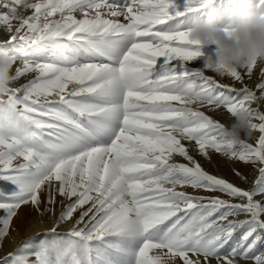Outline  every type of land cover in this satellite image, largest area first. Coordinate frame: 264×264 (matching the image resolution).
<instances>
[{"label":"snow or ice","instance_id":"obj_1","mask_svg":"<svg viewBox=\"0 0 264 264\" xmlns=\"http://www.w3.org/2000/svg\"><path fill=\"white\" fill-rule=\"evenodd\" d=\"M19 4L0 5V48L22 62L14 81L35 76L0 99V181L15 185L0 190V241L22 206L61 211L12 264H264V62H207L190 24L217 0H33L17 21ZM254 6L264 15V0ZM221 107L251 111L255 143L220 138L224 125L201 109ZM185 141L252 165L253 186L210 174Z\"/></svg>","mask_w":264,"mask_h":264},{"label":"clouds","instance_id":"obj_2","mask_svg":"<svg viewBox=\"0 0 264 264\" xmlns=\"http://www.w3.org/2000/svg\"><path fill=\"white\" fill-rule=\"evenodd\" d=\"M33 0H20L16 5V12L13 14L19 21L24 11ZM10 3V0H0V5ZM190 38L198 41L202 47L215 45V55H208L207 62L212 66H221L222 69H243L253 62H264V15L251 5L250 0H242L235 11V18L229 24L230 31L226 32L222 25L221 14L213 10L203 18H195L191 24ZM53 47L64 51V42H53ZM17 61L7 49L0 48V97H3L7 90L14 83L13 69ZM199 104L193 98H188L187 107L192 108ZM185 113V120L189 118ZM231 124L224 126L221 139L225 141L243 140V137L250 138L253 135L251 124L252 113L248 108L238 109L231 114ZM13 264H28V258L20 254L13 259ZM165 264H169L165 261Z\"/></svg>","mask_w":264,"mask_h":264},{"label":"rangeland","instance_id":"obj_3","mask_svg":"<svg viewBox=\"0 0 264 264\" xmlns=\"http://www.w3.org/2000/svg\"><path fill=\"white\" fill-rule=\"evenodd\" d=\"M115 2L123 4L124 0H115ZM175 2L177 3V5L182 7L184 0H175ZM241 2L242 0H217V5H215V7L222 16L223 26L229 25L234 20L235 11L237 7L241 4ZM250 3L251 5L254 6L255 0H250ZM2 11H4V9L0 8V12ZM23 14L25 16L30 15L31 10L24 11ZM55 18L58 19L59 17L57 16ZM8 38L9 37L6 34L5 30L2 27H0V42L6 41ZM202 51L206 56L215 55V45L202 47ZM190 63H192L193 66H199L196 62H190ZM21 64L22 62L18 60V63H16V65L14 66L13 73L15 72L16 67L21 66ZM206 74L213 76L217 80H220L222 83L229 85L233 83V80L230 77L227 76L221 77L219 74L211 71H207ZM34 76L35 73H32L26 75L25 77H23L18 81H14V83L11 85V88L19 87L20 85L24 84L26 81L34 78ZM245 82L248 83L250 87L253 86L257 82L256 75H253L250 80H246ZM236 87L239 88L240 84L237 83ZM6 98H7L6 96L0 97V99H6ZM253 107H256V105H253ZM260 108L261 110H264V101L261 102ZM201 110L205 111L207 115L214 118L224 126H228L232 122L231 114L223 107H221L219 110H212L209 108H203ZM253 122L258 123L259 121L254 119ZM258 135L259 133L254 131L253 135L250 138L242 136V139L245 140L246 142L255 143V140L258 138ZM184 143L188 145L190 154L193 155L202 165V167L210 174L216 175L220 178H224L229 182H232L234 185H237L244 189H249L253 186L254 179L258 173L253 171L252 165L250 164L245 165L243 162L240 161L229 160L220 154L211 152V150H210L211 154L209 159L198 154L194 142L191 145H189L188 142L186 141ZM175 159L178 162L186 163V161H184L181 157L177 156L175 157ZM236 171H239L242 174V176L238 177L235 174ZM245 176L247 177V182H244L243 177ZM0 190L11 193L12 191L15 190V185H12L7 181H0ZM187 190L189 192L193 191L190 188ZM200 194H204V193H200ZM215 195H222V194L216 193ZM57 199L59 200V198ZM60 211H61V206L59 203H57L55 206L54 214L50 213L46 209L45 204L43 202L41 203L39 208H36L32 205L22 206L18 210V214L16 215V217L13 218L8 236L4 238L2 241H0V264H12V257L9 254H17V250L22 245L23 242L31 241L33 243H38L40 240L45 239L46 233H48V231L52 229L53 226L56 224L57 217ZM33 217L35 220H33L34 222L31 223ZM35 225L38 226L33 228L32 226ZM69 227L70 224L68 223L62 224L58 228V231L60 233H63ZM34 259H35L34 257H30L29 264H34ZM241 264H252V262L241 261Z\"/></svg>","mask_w":264,"mask_h":264},{"label":"bare ground","instance_id":"obj_4","mask_svg":"<svg viewBox=\"0 0 264 264\" xmlns=\"http://www.w3.org/2000/svg\"><path fill=\"white\" fill-rule=\"evenodd\" d=\"M17 63H18V61H17ZM32 211H33V210H32ZM36 212H37V211H36ZM23 213H24V212H23ZM24 214H25V213H24ZM38 215H40V214H38ZM34 216H35V215H34ZM36 216H37V215H36ZM25 218H27V217H25ZM30 218H31V217H30ZM30 218H29V219H30ZM48 218H49V217H48ZM48 218H47V219H48ZM27 220H28V219H27ZM33 220H35L34 217L32 218L31 223L34 222ZM29 221H30V220H29ZM47 225H48V224H47ZM37 226H38V225H35V226H32V227L34 228V227H37ZM39 226H40V225H39ZM26 228H27V227H26ZM26 228H25V229H26ZM28 228H30V227H28ZM38 228H39V227H38ZM43 228H44V227H43ZM22 229H23V228H22ZM23 232H24V231H23ZM31 232H32V230H31ZM29 233H30V232H29Z\"/></svg>","mask_w":264,"mask_h":264}]
</instances>
